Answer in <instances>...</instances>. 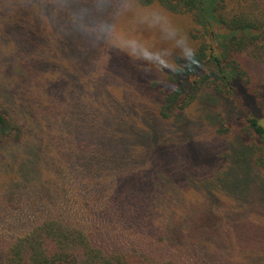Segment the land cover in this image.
Listing matches in <instances>:
<instances>
[{"label":"trees","instance_id":"1","mask_svg":"<svg viewBox=\"0 0 264 264\" xmlns=\"http://www.w3.org/2000/svg\"><path fill=\"white\" fill-rule=\"evenodd\" d=\"M51 1L48 0L49 3ZM138 2L162 7L171 15L190 19L189 33L191 39L198 45L199 61L190 71L181 69L175 72L170 67L161 73L155 71L154 75L144 71L140 83L142 87L137 84L140 91L136 93L147 94L153 103L151 106H142L140 110L134 105L129 110L124 118L123 135L120 137L109 132L111 151L121 156L124 154L122 157L137 158L141 152L154 151L155 145L160 142L164 146L163 142L166 140L170 142L173 137L182 140L189 135V141L186 142H190L193 138L190 131L191 122L185 111L203 96L205 100L202 107L212 111L215 115L214 120L221 117L220 120L230 122V125L235 124L234 122L242 125V133H238L233 141L241 143L249 150V165L255 177L259 179L264 177V0H138ZM90 3H93L96 21L101 16L100 10L107 11L108 6L103 0H90L84 5L90 6ZM128 30L132 35L135 29ZM136 38L141 40L140 36ZM25 60L27 63L29 61L31 66L34 65L33 59ZM255 66L260 67L257 69ZM173 76L174 79H165ZM256 77L260 79L257 80ZM47 84L52 87L51 83ZM52 89L35 97L37 109H31V117L26 116L24 121L22 120L24 117L19 116L15 107L11 110L0 98V146L12 147L10 155L5 153L0 156V165L10 172L9 175L7 172L6 174L10 181L14 182L11 184L16 186L14 191L20 189L18 198L24 204V214L39 212L38 219H32L28 228L20 231L17 225V231L11 235L4 232L12 229V223L1 222V264H188L187 258L182 255L164 256L157 253L159 249L156 243L155 250L142 248L136 242H125L120 235H115L119 238L112 239L113 245H108L106 241L99 239V236L107 231L106 221L102 223L94 221L93 225L88 226L83 218L67 212L64 205L56 204V199L70 198L73 189L78 192L80 197L78 200H81V203L84 202L83 197L95 199L89 195V192L91 194L94 191L100 195H108L107 202L111 200L124 205V200L138 207L137 200L127 198L128 193L125 191L129 189L122 191L109 188L108 180L113 172L116 173V179L110 186L123 181L121 179L123 174L119 175L122 171L120 159L114 161L108 168L100 165L101 160H95L93 164L90 159L95 145L78 140L77 135H80L81 139H87L93 133V129L98 131L99 119L95 117L91 121L93 127L83 128L78 134L73 133L65 125L68 111L64 109V105L69 99L59 93L55 95L56 88ZM5 95L8 93L2 92L0 97L4 98ZM52 98L56 101L49 103L48 100ZM217 100L222 103V110L216 108ZM33 102L34 98L30 95L21 103L24 116L29 113ZM27 119L31 121V129ZM220 124L218 131L223 135H228L232 131L222 122ZM61 130L68 137L66 141L69 143L64 150L59 151L58 133ZM249 138L251 140H248ZM172 142L175 147L176 143ZM139 160L140 158L137 162ZM213 166L214 164L210 168ZM172 172L176 174H173L175 178L170 182L142 173L139 175V181L132 183L137 185L142 183L141 187L154 192V187L159 186L157 194L151 192L155 199L153 203L144 204L141 201L139 203L143 212H150L148 216L158 215L164 206L169 208L171 194H175L176 187H185L183 180L187 176L186 171L174 169ZM157 197L167 200L157 201ZM14 200L15 196H12V202ZM82 206L84 212L88 214L94 212V206L90 208L91 205L88 203ZM166 208L161 210L165 211ZM157 209L159 211L155 212ZM135 212L139 214L137 208ZM166 216L171 224L161 221L163 228L153 229L152 238L158 236L159 242L171 241L179 249L186 247L185 249L192 251L196 263H264L258 262L255 255L248 251L239 253V246L235 242L228 244L221 239L222 237L218 239L214 235L211 236L210 232L215 233L219 230L217 226L222 229L220 231L224 232V235L227 234V229L237 230L235 227L243 224L236 223V219L227 221V224L234 227L224 228L218 225L222 219H170L168 214ZM210 216L212 214L208 213L207 217ZM148 220L156 224L159 219ZM136 221L140 223L141 219ZM249 223L248 226L252 228L258 227ZM161 232L163 238L159 237ZM190 240H194L196 250L191 249ZM221 245L224 246V250L220 249ZM220 251L224 252L220 254Z\"/></svg>","mask_w":264,"mask_h":264},{"label":"rangeland","instance_id":"2","mask_svg":"<svg viewBox=\"0 0 264 264\" xmlns=\"http://www.w3.org/2000/svg\"><path fill=\"white\" fill-rule=\"evenodd\" d=\"M89 2L90 0H85L84 3L76 0H52L50 3L48 0H0V95L2 92L8 93L4 98H0L11 110L15 107L19 116L24 117V121L26 116L31 117V109H37L35 97L55 87V95L59 93L69 99L64 105V109L68 111L65 125L73 133L78 134L83 128L93 127L91 121L97 117L98 131L93 129L88 140L81 139V136L76 134L78 140L95 145L90 159L93 164L95 160H101L100 165L108 168L120 159L122 171L119 175L123 174V181L110 186L116 179V173L113 172L108 180L109 188L122 191L129 189L125 191L128 193L127 198L137 200L138 207L124 200V205L111 200L107 202L108 195H100L94 191L91 194L88 192L90 197L95 199L83 197L84 202L81 203V200H78V192L73 189L70 198L56 199V204L64 205L67 212L83 218L88 226L93 225L94 221H106L107 231L103 236L100 235L99 239L106 241L108 245H113L112 239L119 238L115 235H120L125 242H136L142 248L155 250L156 243L159 249L157 253L164 256L182 255L187 258L188 264L201 263H196L192 251L185 249L186 247L179 249L171 241L159 242L158 236L152 238L153 229L163 228L161 221L168 222L167 214L170 219H222L218 225L224 228L234 227L227 224V221L236 219V223L245 226L235 227L237 230L227 229L226 235L217 226L219 230L210 232L211 236L214 235L218 239L222 237L228 244L235 242L239 246V253L248 251L255 255L258 262H264V177H255L249 165V150L241 143L233 141L238 133H242V125L236 122L230 125V122L220 120L221 117L214 120L212 111L202 107L205 97L202 96L185 111L191 122L190 131L193 138L190 142H186L189 141V135L182 140L173 137L171 139L176 143L175 147L172 141L166 140L163 142L164 146L160 142L155 145L154 151L141 152L137 158L122 157L125 155L111 151L109 132L113 133V136L123 135L122 126L129 110L134 105H137L138 110L142 106H151L153 100L147 94L136 93L140 91L138 86L142 87L140 83L144 73L137 62L123 52L95 42L86 35V29L95 22L93 3H90V6L84 5ZM105 11L102 9L99 13ZM172 16L190 35V19ZM133 28L135 30L131 35L128 29ZM136 36L147 40L148 43H161L155 30L138 25L129 17L124 18L120 39L136 40ZM25 59H33L34 65L31 66ZM258 67L260 66H255L257 69ZM167 68L169 67L162 66L158 72L161 73ZM150 74L156 73L153 71ZM47 83H51L52 87ZM141 94L142 96L138 97ZM30 95L34 102L29 113L24 116L21 103ZM48 101L51 103L56 100L52 98ZM215 105L218 110H222V103L218 100ZM27 120L30 126L31 121ZM221 122L232 130L228 135L218 131ZM61 131L58 133L59 151L64 150L69 143L66 141L68 137ZM11 148L0 146V156L5 153L10 155ZM168 150L170 151L167 152ZM212 164L214 166L210 168ZM0 169L3 170L0 171V224L3 221L12 223V229L4 232L11 235L17 231V225L20 231L28 228L32 219H38L39 212L24 214V204L18 198L20 189L14 191L16 186L11 184L14 182L9 179L10 172L1 165ZM174 169L186 171L187 176L183 180L185 187H176L175 194H171L169 208L164 206L161 209L166 208L165 211L160 209L158 215L148 216L150 212H143L139 203H153L155 199L151 192L154 191L141 187L142 183H132L139 181V175L142 173L170 182L175 178L176 173L172 172ZM219 182L221 187L218 188ZM158 189L159 186H155L154 193L157 194ZM81 192L83 195V191ZM12 196H15L14 202ZM156 200L167 199L157 197ZM86 203L91 205L90 208L94 206V212L88 214L82 210V205ZM135 208L139 214L135 212ZM208 213L212 216L207 217ZM136 219H141L140 223ZM148 219L159 220L154 224ZM249 222L260 227L252 228ZM162 236L163 233H159V237ZM189 243L191 249L196 250L194 240ZM219 247L224 250L223 245ZM222 252L224 251L219 253Z\"/></svg>","mask_w":264,"mask_h":264},{"label":"clouds","instance_id":"3","mask_svg":"<svg viewBox=\"0 0 264 264\" xmlns=\"http://www.w3.org/2000/svg\"><path fill=\"white\" fill-rule=\"evenodd\" d=\"M107 11L86 29L93 41L126 54L143 71L151 73L162 66L175 72L193 70L199 61L198 45L167 9L140 4L138 0H103ZM129 17L138 25L157 32L160 44L144 40H121V22ZM166 77L165 79H174Z\"/></svg>","mask_w":264,"mask_h":264}]
</instances>
